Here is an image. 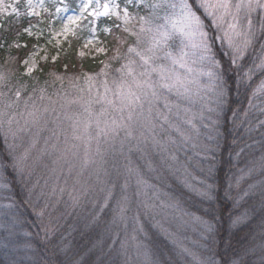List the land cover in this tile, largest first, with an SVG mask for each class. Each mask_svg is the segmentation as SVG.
Returning <instances> with one entry per match:
<instances>
[{"label": "trees", "instance_id": "16d2710c", "mask_svg": "<svg viewBox=\"0 0 264 264\" xmlns=\"http://www.w3.org/2000/svg\"><path fill=\"white\" fill-rule=\"evenodd\" d=\"M68 1L75 7L76 0ZM174 3L179 0H116L107 15L84 16L68 26L63 39L46 43V27L58 21L52 19L54 13L36 22L21 8L20 18L9 14L0 19V64L13 68L8 80L16 89L20 86L21 92L52 90V86L78 83L89 75L104 77L100 80L107 82L109 74L129 54L133 56L129 47L148 49L157 28L169 26V19L178 12L170 6ZM189 3L212 38L215 62L202 59V51H197L189 63L191 71L181 72L182 89L160 94L167 102L157 99L154 104L158 108L153 118L160 124L153 131L159 148L150 143L151 148L143 147V153L114 138L105 153L103 145L98 146L101 153L92 165L75 167L70 158L63 163L50 156L57 146L65 156L66 150L68 156L73 153L69 146L75 145V138L70 134L64 139L61 126L35 128L34 140L24 131L26 126L0 124V264H124L132 251L121 241L136 229V218L144 230L135 236L145 240L146 252L157 263L189 264L170 244L174 238L147 225L145 218L149 217L141 209L139 187H134L128 167L135 168L155 193L161 192L162 199L207 222L205 230L199 228L202 235L209 231L207 238L196 236L204 246L194 245L201 263L194 264H264V91L258 90L264 82V68L257 66L264 57L260 51L264 47V12L256 7L247 15L254 43L233 64L231 50L216 39L218 33L209 17L194 0ZM32 22L41 26L38 39L22 32ZM91 35L99 39L103 52L80 56L78 48ZM176 40L171 36L162 43L157 57L176 50ZM39 42L51 48L53 59L49 57L24 75L21 59ZM203 66L209 72L198 69ZM163 119L166 121L161 122ZM168 121L176 127L167 126ZM185 131L188 142L182 138ZM124 195L132 218H124L125 214L121 218L115 210ZM139 256L135 252L136 259Z\"/></svg>", "mask_w": 264, "mask_h": 264}, {"label": "rangeland", "instance_id": "374dc122", "mask_svg": "<svg viewBox=\"0 0 264 264\" xmlns=\"http://www.w3.org/2000/svg\"><path fill=\"white\" fill-rule=\"evenodd\" d=\"M85 2H87V0H76L75 7L72 8L68 0H0V19L9 14H13L17 18H20L22 14L21 8L26 13L27 18H32L36 20V22L43 18H48L51 16L49 13L53 12L54 17L52 19H57L58 21L56 25L52 26L49 24L46 27L43 40L45 43L47 41H59L67 34V32H65V25H73L68 22V18L70 16H80V9ZM98 2L101 5L98 11L103 13V5L107 3L110 10L115 7L116 0H98ZM235 2L236 0H233V3ZM260 2H264V0H260ZM96 3L97 0H91L89 7L81 18L87 15H95L94 10L96 9ZM199 9L206 14L203 8ZM258 10L264 12V9L259 8ZM250 13H252V11ZM250 13H248L246 9L242 10L240 13L241 21H246L247 19H245V17ZM177 14L178 12L174 13V15ZM208 17L218 35H223L222 30L218 29L213 24L212 17ZM244 24L246 26L247 22ZM167 27L168 30H171L170 23ZM224 27L226 28L227 24H225ZM22 32L28 38L38 39L42 30L40 25L32 22L24 25ZM173 36L177 38V48L176 50L171 49L167 52H171L173 57H175L183 50V52L186 53L184 57L186 66L180 67L179 64H173L171 59L165 57V52L161 53L162 56L160 58L156 55L157 58L153 66L164 65L167 70L166 74L170 75L175 73L181 77V72H189V68L191 69L193 67L189 64L193 59V55H197V51L201 53L202 50L192 47V44L197 43L196 40L189 41L178 32L173 34L172 37ZM218 41L220 40L218 39ZM98 49H102V51H98ZM103 49V45L96 35H91L82 42L78 48V54L80 56H93L102 53ZM116 50L117 49H115V51ZM137 50L140 51L142 48ZM50 52L51 48H48L44 43H35L34 46L30 48L29 52L21 59L19 66L22 74L30 75L34 72L41 62L48 60ZM131 55L132 54H129L128 57L136 61V65H133V67L136 68V72L142 71V68L138 67L140 64L139 57H137L135 53L132 57H130ZM50 58L53 59V57ZM129 58L125 60V63L119 65L118 69L126 65ZM6 64L7 63L0 64V124L6 126L12 125V127L20 125L22 128L26 126L24 131L29 132L27 135L34 136V140L37 139V131H35V128L39 130L40 128L46 129L51 126V129L55 130L53 125L57 126V128L61 126L62 130L60 129V132L63 138L67 139L71 134L75 138V145L69 146L72 147L71 149L73 150L71 156H68V150H66V153L64 152L66 156L63 155L57 146L56 150L59 152L56 153V150H54L55 152H50L52 154L50 156L55 157L56 161H63L64 163L67 157L70 158L69 161L71 160L75 164V167H83V165L90 166L98 160V154L101 153L97 150L98 146L103 145V152L105 153V151L111 147L114 138L117 142H120V138L128 142L129 144L126 146L129 147L130 150L136 146L138 150L143 153L145 151L143 147L146 148L147 146L151 148L150 143L152 144V148H155V146L158 148L160 147L158 143H156L157 137L153 131V129L159 128L158 125L160 123L157 124L153 118L155 117V109L158 107L154 105L157 103V98L152 97V90L144 89V91L148 92V95H141V100L132 105H128L127 103L122 104L121 101L117 99L116 94L118 92L126 94L129 88L139 94V90L133 83V78L127 75L126 70L120 72L116 69V72L110 73L109 77L106 78L107 82H102L100 80L104 77L98 79L96 75H89L78 83L68 84L65 82V85L62 87L52 86V90L49 88H37L34 91L21 92L19 89L21 88L20 86L16 89L12 83H9L8 79L11 76V71L13 72L14 70L10 65L7 66ZM201 68L202 72H209L207 71V67L203 66L198 69ZM29 69L31 70L29 71ZM156 78L157 75L153 73L152 80L154 83L156 82ZM137 79L143 78L137 76ZM66 87H68V89H66ZM180 88L182 89V87ZM173 89H175L173 91L177 90V88ZM155 90L159 99H163L167 102V99L161 96L162 94H168L167 89L157 87ZM17 92H19V96H17ZM108 101H113V103H109ZM164 121H166V119H163L161 122ZM188 123L190 122L188 121ZM166 125L170 128L176 127L174 126L175 123L170 121L166 122ZM185 133L187 132H183L182 138L185 140L187 139L188 142V136L184 135ZM52 136L53 134L45 139H50ZM28 138L30 140L33 139L31 137ZM185 140L183 141L185 142ZM46 142L55 145L53 144L54 142ZM28 145H32V142ZM66 146L67 143L63 147ZM158 148L156 150L157 153H159ZM110 152H112V150H110L109 153ZM47 153L49 152L47 151ZM148 166L150 167L151 165ZM75 167L73 166L74 169H76ZM135 167H137L138 170V166ZM139 167L141 169V165H139ZM126 170H130L133 175L134 187L137 189L139 187V204L144 214H146L144 216L149 217L145 218L146 220L148 219L149 222L147 225H150L152 229L156 228L160 230L168 238H174L171 240L170 244L173 249L175 248V250L181 252V254L183 253L182 256L185 262L189 264L201 263L197 258L194 245L204 246L205 243L203 241H198L196 238L202 236L207 238L206 236L209 231H206L205 234L202 235L199 229L202 228L205 230L207 222L197 213L183 209L179 207V205L171 204L166 198L162 199V197L159 196L161 192L155 193L151 186L145 184L144 177H139L138 171H136L135 168H132L134 172L129 167ZM140 180H142L143 183H138ZM130 206L129 203L124 218H127V216H129L128 218H132L133 212ZM119 216L122 218V215ZM145 219L143 220V224L146 222ZM129 230L134 229L129 228ZM143 230L142 224L139 226L138 219L136 218V229L129 232L130 238L126 239L123 236V241H121L123 246L128 243L132 253L134 251L133 254L131 253V255L125 258L126 261H124V264H160L156 262L153 254L146 252L145 240L137 238L136 236L138 235L135 236L136 233L142 232ZM197 235L198 237H196ZM135 252L137 255H140L138 259L135 257Z\"/></svg>", "mask_w": 264, "mask_h": 264}, {"label": "snow or ice", "instance_id": "6c2138e0", "mask_svg": "<svg viewBox=\"0 0 264 264\" xmlns=\"http://www.w3.org/2000/svg\"><path fill=\"white\" fill-rule=\"evenodd\" d=\"M90 2L91 0H87V2L83 4L80 9V16H70L68 22L75 24L77 20L83 16ZM194 3L198 5L199 8H203L205 13L212 17L213 24L218 29L222 30L223 35H218L216 39L227 44L228 49L231 50L232 63L235 64L239 57L244 56L246 49L254 43V32L251 30L252 21L246 16L247 25L245 26L241 21L240 13L245 9L250 13L256 7L264 9V2H260V0H236L235 3H233V0H194ZM170 6L173 9H178V14L169 19L171 30H168L165 25H160L157 28V35L153 37L152 45L148 49L138 51L135 47L128 48L129 53H135V55L139 57L140 64L138 67L142 68V71L136 72V68L133 67V65H136V61L131 58H129L126 65L117 69V71L120 72L126 70L127 75L133 78V83L139 90V94L136 91H132L131 88H129L126 94L118 92L116 96L122 104L127 103L128 105H132L139 102L141 100V95H148V92L144 91V89L152 90V97L159 99L155 90L157 87L169 90L177 88L179 91V88L183 86V80L178 74H166L167 70L164 65L153 66L156 59V51L159 50L160 45L166 42L167 39H170L176 32L189 41L196 40L197 43L192 44V47L202 50L201 58H209L215 62L214 56L212 55V38L205 31L204 22L201 16L197 14V10H194V5L190 4L189 0H179L178 4L174 3ZM100 7L101 5L97 0L94 14L107 15L109 12V5L107 3L103 5V13L98 11ZM125 16H127L126 11ZM141 19L143 20V18ZM225 24H227L226 28L224 27ZM67 28L68 25L66 24L65 32H67ZM125 31H127V29H125ZM137 39L139 42V38ZM98 51H102V49H98ZM260 51L264 53V47H262ZM164 55L166 58L171 59L173 64H179L180 67L186 66L184 59L186 53L183 52V50L175 57H173L171 52L164 53ZM257 66L264 68V57H261L260 64ZM30 70L31 69H29V71ZM189 71H191L190 68ZM153 73L157 75L155 83L152 80ZM137 76L143 79H137ZM258 90L264 91V82L258 86ZM185 91H187V89H185ZM17 96H19V92H17ZM108 102L113 103V101ZM13 167H15V164H13ZM138 183H143V181L140 180ZM109 195H111V193H109ZM107 202L108 198L106 197L105 203ZM115 210L121 215L126 214L128 210V198L126 195L121 196L120 199L117 200Z\"/></svg>", "mask_w": 264, "mask_h": 264}]
</instances>
